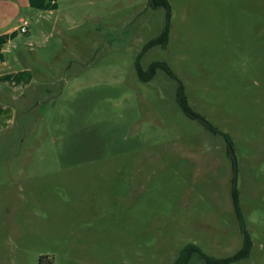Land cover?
<instances>
[{
    "label": "rangeland",
    "instance_id": "obj_1",
    "mask_svg": "<svg viewBox=\"0 0 264 264\" xmlns=\"http://www.w3.org/2000/svg\"><path fill=\"white\" fill-rule=\"evenodd\" d=\"M168 1L170 19L151 0L22 11L29 32L3 54L20 68L0 117V264H172L188 244L229 258L233 188L253 247L231 264H264V0ZM167 22L141 66L167 63L199 120L165 72L137 75Z\"/></svg>",
    "mask_w": 264,
    "mask_h": 264
},
{
    "label": "trees",
    "instance_id": "obj_2",
    "mask_svg": "<svg viewBox=\"0 0 264 264\" xmlns=\"http://www.w3.org/2000/svg\"><path fill=\"white\" fill-rule=\"evenodd\" d=\"M151 4L152 6L156 8H164L167 13V19H170L171 6L168 0H151ZM169 29H170V23L167 22V25L165 29L163 30V32L160 34V36L148 42L146 46L144 47L143 51L138 55L137 61L135 63L137 75L139 79L141 80V82L148 83L158 74L159 71L165 72L169 77L174 79L178 84V88L176 92V100L182 112L189 118L199 120V116L193 112L192 108L189 105V101L187 98L186 89L184 85L182 84V82L178 80V78L173 73V71L170 69L167 63L153 62L146 70L141 66V59L147 51L155 47H161V48L167 47L168 40H169ZM205 125L207 126L208 130H211L215 133H221L215 127L209 124H206V123ZM224 137L229 141V137L227 135H224ZM232 202H233V207L236 212V216L240 223V230L243 235L242 248L232 257L224 258V259H217V258L207 255L197 245L188 244L182 249L179 256L175 259V261L172 264H190L194 257H199L202 261H204L205 264H231V263L238 262L244 259H248L250 257L253 244H252L251 237L246 229V225H245V221H244V217H243L242 209L240 205L239 194L235 188H233V191H232Z\"/></svg>",
    "mask_w": 264,
    "mask_h": 264
},
{
    "label": "crops",
    "instance_id": "obj_3",
    "mask_svg": "<svg viewBox=\"0 0 264 264\" xmlns=\"http://www.w3.org/2000/svg\"><path fill=\"white\" fill-rule=\"evenodd\" d=\"M21 1L23 3H21ZM57 1L60 0H0V117H2L3 115L6 116V114L8 113V115H11V117L15 119V112L18 111V107L16 105L12 107V110H9L13 103V100L16 98V94H12L11 88L14 86L9 85V83L15 82L8 80V76L10 75L8 68L18 65L15 63V60L11 62L8 58L3 57V54L5 53L7 47L13 45V42H15V39L13 40L11 37L15 38L17 32L20 31L19 29L22 20H27L23 17L22 11L26 13H33V11H39L37 12L38 18H43L44 15L50 16L52 15V10L55 7H58ZM8 10L15 11L14 16H12V19L6 18ZM27 21L29 22V20ZM13 24H16V26L13 27ZM28 32L26 34H28ZM23 46L24 45L18 43V47H16L17 50H19L17 53L16 60L18 59L19 62H21V59L23 61L26 60L21 53L25 49L23 48ZM18 67L20 68V65ZM22 71L23 70L19 71L18 69H16L14 70V73L17 75ZM32 81L33 80L27 81V88L33 84ZM7 90H9V99H6L7 97L5 95ZM22 93L23 91H21L19 95ZM6 100L10 101L11 104L6 105Z\"/></svg>",
    "mask_w": 264,
    "mask_h": 264
},
{
    "label": "built area",
    "instance_id": "obj_4",
    "mask_svg": "<svg viewBox=\"0 0 264 264\" xmlns=\"http://www.w3.org/2000/svg\"><path fill=\"white\" fill-rule=\"evenodd\" d=\"M28 26H29V22L27 20H22L21 22V26H20V32L22 34H26L28 32Z\"/></svg>",
    "mask_w": 264,
    "mask_h": 264
}]
</instances>
